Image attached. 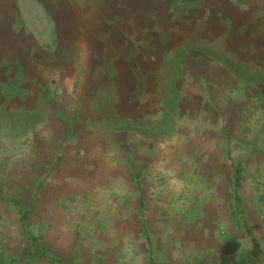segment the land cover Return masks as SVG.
<instances>
[{"label":"rangeland","instance_id":"1","mask_svg":"<svg viewBox=\"0 0 264 264\" xmlns=\"http://www.w3.org/2000/svg\"><path fill=\"white\" fill-rule=\"evenodd\" d=\"M10 2L0 264H264V0Z\"/></svg>","mask_w":264,"mask_h":264},{"label":"trees","instance_id":"2","mask_svg":"<svg viewBox=\"0 0 264 264\" xmlns=\"http://www.w3.org/2000/svg\"><path fill=\"white\" fill-rule=\"evenodd\" d=\"M240 180H241V167H238L237 170H236V183L239 184L240 183ZM0 198L2 199L3 198V195L0 194ZM26 237H27V240L29 241L30 245L32 246H35V244L37 243V238L31 233V232H28L26 233ZM35 259V258H33ZM5 264H14L13 262H8V263H5ZM218 264H228L227 262H221V263H218Z\"/></svg>","mask_w":264,"mask_h":264},{"label":"crops","instance_id":"3","mask_svg":"<svg viewBox=\"0 0 264 264\" xmlns=\"http://www.w3.org/2000/svg\"><path fill=\"white\" fill-rule=\"evenodd\" d=\"M8 1H9V3H11L10 0H8Z\"/></svg>","mask_w":264,"mask_h":264}]
</instances>
